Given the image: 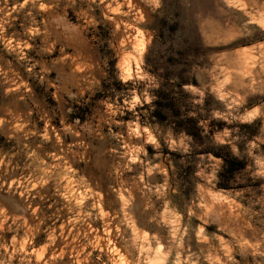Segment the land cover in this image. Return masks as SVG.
Listing matches in <instances>:
<instances>
[{"label": "rangeland", "instance_id": "obj_1", "mask_svg": "<svg viewBox=\"0 0 264 264\" xmlns=\"http://www.w3.org/2000/svg\"><path fill=\"white\" fill-rule=\"evenodd\" d=\"M0 264H264V0H0Z\"/></svg>", "mask_w": 264, "mask_h": 264}, {"label": "trees", "instance_id": "obj_2", "mask_svg": "<svg viewBox=\"0 0 264 264\" xmlns=\"http://www.w3.org/2000/svg\"><path fill=\"white\" fill-rule=\"evenodd\" d=\"M215 156L223 158L224 160L223 171L220 173L222 182H229L237 171L242 170L245 167V164L239 159L218 152L215 153ZM223 186L227 187L226 184Z\"/></svg>", "mask_w": 264, "mask_h": 264}, {"label": "bare ground", "instance_id": "obj_3", "mask_svg": "<svg viewBox=\"0 0 264 264\" xmlns=\"http://www.w3.org/2000/svg\"><path fill=\"white\" fill-rule=\"evenodd\" d=\"M104 212V211H103ZM105 216V215H104ZM104 219V218H103ZM111 224V223H110ZM107 225V224H106ZM113 229V228H112ZM110 230H111V228H110ZM110 235V234H109ZM114 244V243H113ZM114 250V249H113ZM118 256H120V255H118ZM121 258H123V257H121Z\"/></svg>", "mask_w": 264, "mask_h": 264}]
</instances>
